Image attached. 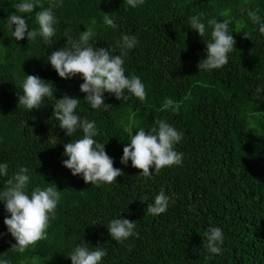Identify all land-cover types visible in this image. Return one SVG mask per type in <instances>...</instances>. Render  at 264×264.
Returning a JSON list of instances; mask_svg holds the SVG:
<instances>
[{"label": "trees", "instance_id": "trees-1", "mask_svg": "<svg viewBox=\"0 0 264 264\" xmlns=\"http://www.w3.org/2000/svg\"><path fill=\"white\" fill-rule=\"evenodd\" d=\"M20 0H0V191L20 167L29 169L28 193L37 187L54 186L60 191L55 219H50L47 239L23 253L11 246L15 239L4 219L10 217L0 201V259L10 264H72L70 253L84 242L102 246L107 254L100 264H264V34L248 16L257 11L264 23V0H144L136 8L126 0H40L53 9L57 24L52 43L15 40L7 17ZM37 8L35 11H39ZM35 11L24 14L29 29H37ZM105 13L117 24H104ZM203 14L205 34L190 28V17ZM18 14V13H17ZM230 19L236 49L219 69L199 71L212 41L209 19ZM86 28L95 36L96 47L115 48L122 35L135 36L137 45L124 57L126 75H137L145 85L140 101L125 90L126 100L105 93L104 106L92 109L80 91L84 81L77 74L65 80L47 61L48 56L78 39ZM247 36L248 38H246ZM26 75L50 81L55 99L65 94L80 98L76 113L95 121L113 166L125 175L111 184H86L73 176L62 161L64 144L72 137L58 126L54 98L45 97L38 109L18 106ZM22 94V93H21ZM166 98L180 104L178 112L161 110ZM163 120L183 133L175 150L183 153L182 164L139 175L129 160L121 163L123 148L139 128L150 131ZM164 190L169 196L165 213L147 214V204ZM135 221L138 236L123 243L110 237L112 219ZM210 227L224 234L221 253L203 247Z\"/></svg>", "mask_w": 264, "mask_h": 264}, {"label": "clouds", "instance_id": "clouds-1", "mask_svg": "<svg viewBox=\"0 0 264 264\" xmlns=\"http://www.w3.org/2000/svg\"><path fill=\"white\" fill-rule=\"evenodd\" d=\"M127 5L136 8L144 4V0H126ZM60 4L50 3L45 8L40 0H20L14 5L15 12L7 17V26L12 31L15 40L36 41L42 37L44 45L52 43L51 38L56 34L57 19L53 11ZM40 8L39 11H35ZM35 11L37 29H29V24L24 14ZM257 11H249L248 16L253 23L259 24V31L264 34V23L261 22ZM18 13V14H17ZM198 14L190 17V28L195 30L200 37L205 34V24ZM104 24L116 28L117 24L110 14L105 13ZM208 25L212 27V41L206 43V58L201 59L197 65L199 71L219 69L228 63V54L236 49V41L230 32V19H209ZM78 39L67 37V43L59 50L48 56L47 61L58 73L59 77L68 80L79 74L83 83L80 91L85 93L83 99L92 109L104 106L107 110L109 104L105 103V93L115 96L117 100H126L125 90L133 94L140 101L146 99L145 85L137 75H126L124 57L127 50L133 49L138 40L135 36L122 35L117 46L120 54H114L115 48L96 47L90 43L95 33L91 28H86ZM248 38L247 36H245ZM22 91L17 92L18 106L28 110H38L44 103L45 97L54 98L56 90L53 83L45 81L35 75H26ZM22 93V94H21ZM55 99V98H54ZM80 98L65 94L60 99H55L53 113L59 122L58 126L64 130L65 135L72 137L77 130H82V138L64 144L63 166L70 169L73 176L82 175L86 184L106 182L111 184L117 177L125 173L113 166V159L107 154L104 143H98L94 137L98 135L95 121H89L76 113ZM171 108L178 112L180 104L166 98L161 110ZM157 127L150 131L139 128L135 135H131L130 142L123 148L121 163L127 165L129 160L134 168L142 170L139 175L151 177L164 167L182 164L183 153L175 150V145L182 138L183 133L163 120L155 121ZM29 169L20 167L19 170L7 180L6 187L0 191V201L10 217L4 219L8 232L16 243L11 246L14 251L23 253L29 246L38 241L47 239V229L50 219H55L57 205L60 201V191L54 186L35 187L30 195L27 191L30 183ZM0 175H8V164H0ZM169 196L162 189L154 198L153 203L147 204V214L157 216L165 213L169 205ZM110 237L116 242L123 243L129 237L138 236L135 231L136 223L126 218L112 219L108 226ZM224 234L220 227H210L202 238L203 247L212 254L221 253ZM84 242L77 245L69 258L72 264H100L107 251L102 246L88 247ZM0 264H10L7 259H0Z\"/></svg>", "mask_w": 264, "mask_h": 264}]
</instances>
